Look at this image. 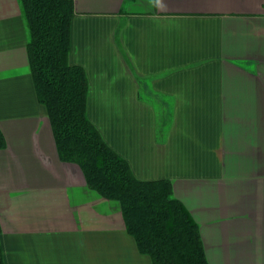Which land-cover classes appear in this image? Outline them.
<instances>
[{
	"label": "crops",
	"instance_id": "1",
	"mask_svg": "<svg viewBox=\"0 0 264 264\" xmlns=\"http://www.w3.org/2000/svg\"><path fill=\"white\" fill-rule=\"evenodd\" d=\"M87 117L140 181L169 180L208 264H264V0H73ZM18 0H0L4 264H151L118 206L57 157Z\"/></svg>",
	"mask_w": 264,
	"mask_h": 264
},
{
	"label": "trees",
	"instance_id": "2",
	"mask_svg": "<svg viewBox=\"0 0 264 264\" xmlns=\"http://www.w3.org/2000/svg\"><path fill=\"white\" fill-rule=\"evenodd\" d=\"M18 2L36 99L46 109L59 161L76 165L88 190L118 206L125 232L151 264H208L198 225L173 197L171 182L137 180L89 121L86 75L68 61L73 0ZM5 145L0 130V150Z\"/></svg>",
	"mask_w": 264,
	"mask_h": 264
}]
</instances>
